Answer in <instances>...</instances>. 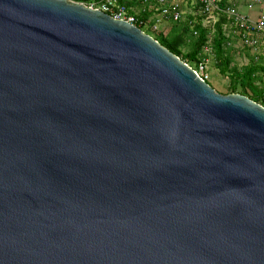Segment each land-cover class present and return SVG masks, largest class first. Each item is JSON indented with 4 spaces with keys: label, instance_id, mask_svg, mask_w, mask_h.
I'll use <instances>...</instances> for the list:
<instances>
[{
    "label": "water",
    "instance_id": "water-1",
    "mask_svg": "<svg viewBox=\"0 0 264 264\" xmlns=\"http://www.w3.org/2000/svg\"><path fill=\"white\" fill-rule=\"evenodd\" d=\"M0 264H264V105L76 0H0Z\"/></svg>",
    "mask_w": 264,
    "mask_h": 264
},
{
    "label": "trees",
    "instance_id": "trees-1",
    "mask_svg": "<svg viewBox=\"0 0 264 264\" xmlns=\"http://www.w3.org/2000/svg\"><path fill=\"white\" fill-rule=\"evenodd\" d=\"M76 1L87 4L92 2L91 0ZM100 1L97 0V2ZM116 1L118 4L124 5L129 13L134 14L139 19L136 25L154 36L162 45L169 48L194 69L199 70L200 63L206 59L209 63V58L212 56L221 75L230 80L228 93H241L264 105V62L259 59L255 60L254 57L249 58L244 64H238L234 61V44L226 32L227 25L233 26L234 18L231 15L218 11L217 21L213 26H210L204 23V15L200 12L199 6L188 2L184 8L188 4L191 5L193 16H187L185 12L181 20H170L154 30L152 25L155 11L145 7L144 0ZM227 5L228 0H221L220 6L222 8L228 7ZM166 27L168 28L166 29ZM146 28L151 30L153 34ZM234 29L233 26V31ZM244 46L254 50L246 44Z\"/></svg>",
    "mask_w": 264,
    "mask_h": 264
},
{
    "label": "built area",
    "instance_id": "built-area-1",
    "mask_svg": "<svg viewBox=\"0 0 264 264\" xmlns=\"http://www.w3.org/2000/svg\"><path fill=\"white\" fill-rule=\"evenodd\" d=\"M91 1L88 5L99 8L115 18L125 19L134 24L139 21L134 14L129 13L127 8L124 5L118 4L116 0ZM188 2L199 6L200 12L204 15L203 21L207 25L209 23L215 24L218 11H223L231 15L234 18L232 23L235 31L243 40L244 44L250 47L258 46L259 39L255 33H264V15L253 20L248 15L241 14L235 6L222 8L220 6L221 0H144V6L155 11L152 28L157 30L165 22L181 20L186 12L184 6ZM207 62L208 59L201 62L199 70H196L205 80L208 79V75L205 73Z\"/></svg>",
    "mask_w": 264,
    "mask_h": 264
},
{
    "label": "rangeland",
    "instance_id": "rangeland-1",
    "mask_svg": "<svg viewBox=\"0 0 264 264\" xmlns=\"http://www.w3.org/2000/svg\"><path fill=\"white\" fill-rule=\"evenodd\" d=\"M185 8H186V15L187 16L192 15L191 14L192 6L188 4ZM209 24H210V26H213L212 23H209ZM167 28L168 27H166V29ZM146 30H148V29L146 28ZM148 31L153 34V32L151 30H148ZM226 32L230 36L232 43L234 44L233 45L234 50H235L234 61L237 62L238 64L246 63L249 60V58L248 57L244 58L243 52H245L246 50H245V47H244V44H243L241 38H239V36L233 32V26H231V25H227ZM257 47H252V48L256 50V49H258ZM238 51L241 52L242 55H239ZM209 60L210 61H209V63H207L206 70H205V73L208 75L207 80L210 82V84L218 92L223 93V94H228V92H229L228 86H229V81H230L229 78L221 75L218 68H216V65L214 63V59L212 56H211V58H209ZM230 93H232V92H230Z\"/></svg>",
    "mask_w": 264,
    "mask_h": 264
},
{
    "label": "crops",
    "instance_id": "crops-1",
    "mask_svg": "<svg viewBox=\"0 0 264 264\" xmlns=\"http://www.w3.org/2000/svg\"><path fill=\"white\" fill-rule=\"evenodd\" d=\"M227 6H235L241 14H246L253 20L264 15V0H228ZM233 32L237 34L235 29ZM255 35L259 39L258 49L252 50L244 46L246 51L243 52V55L244 58L254 57L255 60L259 59L264 62V33L256 32ZM238 54L242 55L239 51Z\"/></svg>",
    "mask_w": 264,
    "mask_h": 264
}]
</instances>
